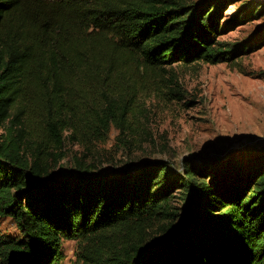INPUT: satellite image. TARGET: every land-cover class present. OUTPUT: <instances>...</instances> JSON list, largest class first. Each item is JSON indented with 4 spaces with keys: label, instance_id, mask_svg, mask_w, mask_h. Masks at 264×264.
I'll use <instances>...</instances> for the list:
<instances>
[{
    "label": "trees",
    "instance_id": "trees-1",
    "mask_svg": "<svg viewBox=\"0 0 264 264\" xmlns=\"http://www.w3.org/2000/svg\"><path fill=\"white\" fill-rule=\"evenodd\" d=\"M234 1L0 0V264H60L68 241L75 264H264V161L55 173L65 145L122 138L153 80L261 43L219 39Z\"/></svg>",
    "mask_w": 264,
    "mask_h": 264
},
{
    "label": "rangeland",
    "instance_id": "rangeland-1",
    "mask_svg": "<svg viewBox=\"0 0 264 264\" xmlns=\"http://www.w3.org/2000/svg\"><path fill=\"white\" fill-rule=\"evenodd\" d=\"M234 2L225 14L229 19L241 16L240 21L219 39L232 44L261 39V43L234 62L177 66L164 79L153 80L129 102L131 122L122 138L113 127L108 139L91 151L65 145L66 157L55 173L72 169L79 158L94 162L104 173L153 160L167 161L180 172L187 156L199 164L264 161V0ZM252 12L259 14L252 17ZM0 232L18 234L11 220L1 222ZM64 245L60 264H75L77 243Z\"/></svg>",
    "mask_w": 264,
    "mask_h": 264
}]
</instances>
